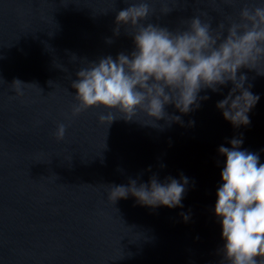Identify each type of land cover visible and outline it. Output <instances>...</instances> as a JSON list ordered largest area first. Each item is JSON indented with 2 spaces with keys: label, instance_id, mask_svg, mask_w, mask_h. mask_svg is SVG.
Returning a JSON list of instances; mask_svg holds the SVG:
<instances>
[{
  "label": "water",
  "instance_id": "water-1",
  "mask_svg": "<svg viewBox=\"0 0 264 264\" xmlns=\"http://www.w3.org/2000/svg\"><path fill=\"white\" fill-rule=\"evenodd\" d=\"M147 2L154 15L145 23L175 29L200 12L213 28L227 27L246 4L264 0ZM127 6L124 0H0V264H220L221 229L212 211L223 161L217 149L243 134L242 148L264 162V75L241 69L260 99L249 126L240 129L216 108L231 83L220 93L202 92L210 99L182 118L184 126L110 123L100 120L108 113L98 108L72 117L71 84L84 62L133 47L123 28L113 36L116 13ZM163 7L171 10L162 14ZM60 123L66 131L58 141ZM181 173L195 183L183 209L108 199L110 188L129 178ZM188 210L192 219L184 223L179 213Z\"/></svg>",
  "mask_w": 264,
  "mask_h": 264
},
{
  "label": "clouds",
  "instance_id": "clouds-1",
  "mask_svg": "<svg viewBox=\"0 0 264 264\" xmlns=\"http://www.w3.org/2000/svg\"><path fill=\"white\" fill-rule=\"evenodd\" d=\"M124 2L128 6L116 13L113 36L118 37L123 28L133 47L115 57L84 62L71 84L77 101L72 117L98 108L108 113L100 120L110 123L123 118L160 129L184 126L182 118L210 99L202 92L220 93L231 83L232 88L217 101L216 108L234 129L249 126V113L260 97L251 91V85L246 86L247 76L241 69H256L258 75H264L260 70L264 66V3L246 4L238 21L228 18L227 27L220 22L213 28L211 20L202 18L207 13L200 12L183 26L169 29L145 23L154 15L147 0ZM170 10L163 7L161 13ZM14 83L21 84L19 80ZM169 106L174 108L173 114L166 111ZM194 124V120L188 122L189 127ZM65 131L66 125L58 124V141L63 140ZM243 143L240 134L227 141L230 146L221 144L217 149L223 161L212 211L221 229L220 264H264V162L259 152L242 148ZM190 185L194 187V181L183 173L163 180L153 174L147 182L129 178L126 185L112 186L108 199L115 203L132 197L138 205L152 210L183 209ZM179 215L184 223L192 219L191 210Z\"/></svg>",
  "mask_w": 264,
  "mask_h": 264
}]
</instances>
